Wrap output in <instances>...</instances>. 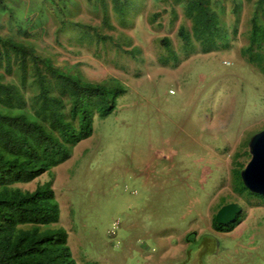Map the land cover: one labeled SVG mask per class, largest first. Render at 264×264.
<instances>
[{
    "label": "rangeland",
    "instance_id": "obj_1",
    "mask_svg": "<svg viewBox=\"0 0 264 264\" xmlns=\"http://www.w3.org/2000/svg\"><path fill=\"white\" fill-rule=\"evenodd\" d=\"M9 1L34 10L32 19L43 9L33 40L40 55L88 80L116 79L124 87L116 109L95 117L91 135L71 145L62 163L20 185L51 183L60 207L54 225L67 231L77 262L264 264V198L237 183L249 141L264 129V76L240 53L252 6L210 0L221 44L202 52L178 34L181 25L191 32L184 0H132L123 17L110 0L105 12L90 4L96 0H72L69 21L100 35L82 42L78 26L58 31L59 15L47 0ZM0 20L11 19L5 13ZM229 202L242 208L241 222L216 231L212 218Z\"/></svg>",
    "mask_w": 264,
    "mask_h": 264
},
{
    "label": "trees",
    "instance_id": "obj_2",
    "mask_svg": "<svg viewBox=\"0 0 264 264\" xmlns=\"http://www.w3.org/2000/svg\"><path fill=\"white\" fill-rule=\"evenodd\" d=\"M47 1L55 6L49 12L59 15V32L74 25L79 27V42L100 38L95 30L90 33L69 21L72 10L68 4L72 0ZM131 1L110 3L123 17ZM246 1L252 7L247 43L240 53L264 76V0ZM97 3L105 12L107 0L90 2L93 7ZM16 6L14 1L0 0V16L8 13L11 19L0 20V29L5 25L9 29L0 31V264H79L68 244L67 231L54 225L59 221L60 207L51 183L38 184L33 190L20 185L62 163L71 145L91 135L94 118H104L116 109L124 87L116 79L88 80L72 66L40 55L33 40L42 32L43 9L32 19L28 14L34 10L24 13ZM184 6L191 32L181 25L178 34L187 48L193 49V42L199 43L202 52L220 48L217 8L210 0H184ZM162 42L167 48L171 46L168 39ZM6 73L15 74L18 82L6 80ZM237 183L248 195L264 198L251 193L239 176ZM240 222L241 215L227 226L216 224L212 218L213 228L221 232L232 231Z\"/></svg>",
    "mask_w": 264,
    "mask_h": 264
},
{
    "label": "water",
    "instance_id": "obj_3",
    "mask_svg": "<svg viewBox=\"0 0 264 264\" xmlns=\"http://www.w3.org/2000/svg\"><path fill=\"white\" fill-rule=\"evenodd\" d=\"M250 160L240 173L243 185L254 194L264 195V129L256 132L249 141ZM242 208L235 202L222 205L215 213V222L227 226L235 223Z\"/></svg>",
    "mask_w": 264,
    "mask_h": 264
}]
</instances>
